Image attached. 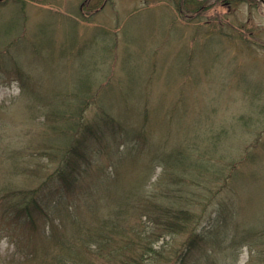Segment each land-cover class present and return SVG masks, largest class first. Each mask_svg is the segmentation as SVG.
<instances>
[{
  "label": "rangeland",
  "instance_id": "1",
  "mask_svg": "<svg viewBox=\"0 0 264 264\" xmlns=\"http://www.w3.org/2000/svg\"><path fill=\"white\" fill-rule=\"evenodd\" d=\"M175 1L0 0V264H264V5Z\"/></svg>",
  "mask_w": 264,
  "mask_h": 264
},
{
  "label": "trees",
  "instance_id": "2",
  "mask_svg": "<svg viewBox=\"0 0 264 264\" xmlns=\"http://www.w3.org/2000/svg\"><path fill=\"white\" fill-rule=\"evenodd\" d=\"M226 1L227 0H222V2L224 3H226ZM238 1H244V0H238ZM15 2L20 3L19 0H15ZM109 2L110 0H83L80 6V11L83 13L84 17L93 16L99 11H101ZM175 2H176L177 11H179V9L182 11L183 9L188 8L191 5H193V7H196V5H198V3L194 0H176ZM96 3L98 4L96 5ZM80 169L82 168L77 163L72 162L71 160L66 161L64 168H59L57 172L58 180L61 183L60 186L62 187V186H67L68 184L69 185L73 184L76 178L81 173ZM36 205L37 204L35 203V201L29 199L25 204L21 205L22 206L21 208L18 207L19 209H15L17 208L16 205L13 206L14 209L18 211L16 215V219L18 220L27 219L29 222H31L32 217L30 211L34 210L35 208L33 209V207H36ZM153 209H154L153 216L156 219L155 225L160 227L163 231H166L169 234H177L183 229L186 230L187 227L189 226V223L191 222L188 213L186 211L184 212L181 209H174L169 205L163 203L156 204ZM195 233L196 231L194 229H191L189 231L190 238L192 241L189 242V244H187L186 242V244L184 245L186 250L188 251L187 253L191 251L190 248L192 247L193 238L194 239L199 238V236ZM200 239L204 240V238L202 237Z\"/></svg>",
  "mask_w": 264,
  "mask_h": 264
},
{
  "label": "water",
  "instance_id": "3",
  "mask_svg": "<svg viewBox=\"0 0 264 264\" xmlns=\"http://www.w3.org/2000/svg\"><path fill=\"white\" fill-rule=\"evenodd\" d=\"M260 2H261V4H263L264 5V0H259Z\"/></svg>",
  "mask_w": 264,
  "mask_h": 264
}]
</instances>
